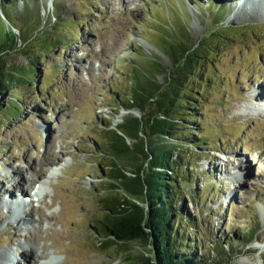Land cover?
<instances>
[{"label":"rangeland","instance_id":"rangeland-1","mask_svg":"<svg viewBox=\"0 0 264 264\" xmlns=\"http://www.w3.org/2000/svg\"><path fill=\"white\" fill-rule=\"evenodd\" d=\"M6 1L12 23L6 16L4 29L19 34L22 28L29 36L43 31L32 46L19 38L2 56L7 65L26 66L48 35L60 43L45 42L49 52L22 112H11L5 123L0 113V196L6 191L18 199L23 183L17 169L34 178L23 184L31 200L0 197V264L28 263L23 250L37 254L32 264L141 262L142 241L111 247L99 241L111 163L100 155L99 142L108 125L142 116L121 104L131 98L132 64L147 68L156 59L169 66L163 34H177L180 26L205 40L217 24L182 87L199 118L177 113L186 118L177 140L195 141L186 145L181 194L200 234L188 236L198 254L213 249L211 264H264V108L257 107L264 100V0ZM156 78L165 83L167 71ZM34 184L39 193L33 198ZM257 226L254 241L240 236Z\"/></svg>","mask_w":264,"mask_h":264},{"label":"trees","instance_id":"trees-1","mask_svg":"<svg viewBox=\"0 0 264 264\" xmlns=\"http://www.w3.org/2000/svg\"><path fill=\"white\" fill-rule=\"evenodd\" d=\"M6 2L1 0L0 7V113L4 114L1 117L4 123L10 120L11 112H22L26 92L36 87L39 64L44 63L49 52L45 42L50 45L60 43L58 38L53 40L48 35L39 45L40 51L32 50L35 55L26 66L12 68L7 65L2 56L16 49L19 38L32 46L35 38L43 37V31L29 36L22 28H18L19 34L14 29H4L6 16L12 23ZM58 19L59 23L64 20ZM219 27L217 24L211 28L205 40L203 37L194 39L180 26L177 34L171 30V35L162 33L161 40L166 45L163 50L172 64L165 66L155 59L144 69L133 63L131 98L121 102L126 109L138 108L142 116L131 115L115 127L108 125L99 142L100 155L111 161L106 172L108 185L103 189L105 196L101 199L105 215L96 225L99 241L105 247L131 240L142 241L147 251L136 264H211L212 248L198 254L195 239L190 240L188 236L190 232L191 238L200 234L194 226L195 217L185 214L186 199L184 193L181 194L189 167L184 160L186 145L194 146L195 141L177 140V128L185 126L186 119L177 113L186 110L194 119L199 118L197 105L188 106L181 96L182 87L187 72L197 63L201 64L204 46ZM160 71L168 73L165 83L157 81L156 74ZM128 138L134 139L133 145ZM136 161L141 162L137 164ZM129 163L135 165L130 171L126 168ZM179 202L180 206L177 205ZM259 230L257 226L251 231L239 232L241 237L252 242ZM215 245L213 243V247Z\"/></svg>","mask_w":264,"mask_h":264},{"label":"bare ground","instance_id":"bare-ground-1","mask_svg":"<svg viewBox=\"0 0 264 264\" xmlns=\"http://www.w3.org/2000/svg\"><path fill=\"white\" fill-rule=\"evenodd\" d=\"M238 1V0H237ZM250 1V0H249ZM257 2H261L260 0H256ZM245 2L246 3H248V0H245ZM249 6L251 5V4H248ZM257 107L258 108H264V100H261V101H258L257 102ZM69 159H71V158H69ZM39 171V170H38ZM17 173H19L18 175H21V183H23V184H27V182H31L33 179H28L25 175H24V173H23V171L21 170H19V169H17ZM44 172H40V176L43 174ZM241 174V173H240ZM241 175H243V172H242V174ZM38 180V179H37ZM37 180H35V181H37ZM34 181V182H35ZM33 182V183H34ZM36 183V182H35ZM22 184V189H20V187H18V190L20 191V193L22 194V195H25L24 193L26 192V190H25V185H23ZM36 184H34L33 186H32V188L35 186ZM23 187H25L24 189H23ZM11 194V193H10ZM13 194V193H12ZM1 195V194H0ZM11 196V195H10ZM1 197V196H0ZM16 196H12V197H9L8 195H7V192L5 191V194H4V196L3 197H1V199L3 200V201H7L8 199L10 200V201H13V200H15L16 198H15ZM18 197V196H17ZM3 201L1 202V203H3ZM16 201H18L19 202V200L17 199ZM21 201H24L23 199H21L20 200V202ZM30 212H32V209L30 210ZM23 253L27 256V257H29L28 258V263H26V264H32V261L36 258V253H35V251L34 250H23ZM10 260H11V257L9 258ZM11 263H13L12 261H11ZM25 264V263H24Z\"/></svg>","mask_w":264,"mask_h":264}]
</instances>
